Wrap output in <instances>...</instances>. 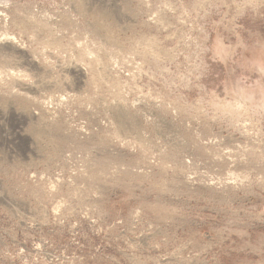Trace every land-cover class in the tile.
Returning a JSON list of instances; mask_svg holds the SVG:
<instances>
[{
  "label": "rangeland",
  "instance_id": "rangeland-1",
  "mask_svg": "<svg viewBox=\"0 0 264 264\" xmlns=\"http://www.w3.org/2000/svg\"><path fill=\"white\" fill-rule=\"evenodd\" d=\"M0 264H264V0H0Z\"/></svg>",
  "mask_w": 264,
  "mask_h": 264
},
{
  "label": "bare ground",
  "instance_id": "bare-ground-1",
  "mask_svg": "<svg viewBox=\"0 0 264 264\" xmlns=\"http://www.w3.org/2000/svg\"><path fill=\"white\" fill-rule=\"evenodd\" d=\"M5 42H14V37L8 36L7 35L3 38ZM9 45V44H8Z\"/></svg>",
  "mask_w": 264,
  "mask_h": 264
}]
</instances>
